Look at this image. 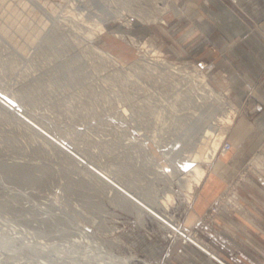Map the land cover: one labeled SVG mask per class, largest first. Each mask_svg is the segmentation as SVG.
Masks as SVG:
<instances>
[{
    "label": "rangeland",
    "instance_id": "rangeland-1",
    "mask_svg": "<svg viewBox=\"0 0 264 264\" xmlns=\"http://www.w3.org/2000/svg\"><path fill=\"white\" fill-rule=\"evenodd\" d=\"M206 4L209 0H0V93L18 108L0 101V237L7 229L12 239L18 235V243L27 238L33 245L0 254V264H76L72 254L58 251L72 247L79 260V251L92 248L132 256L131 264H173L185 246L204 249L171 234L163 220L101 178V168L209 249L212 234L228 230L220 216L241 211L258 220L251 192L264 176L263 149L228 171L232 175L221 192L192 225L185 221L207 178L198 181L190 173L183 179L188 187L174 181L185 162L183 149L197 151L209 118L218 131L201 165L226 177L225 165L214 162L230 160L235 150L225 131L241 108L226 85L228 72L220 71L208 52L226 57L197 17ZM228 5L245 14L237 0ZM144 42L175 65L204 71L219 98L196 102L200 77L148 61ZM125 106L134 121L129 113L121 115ZM226 141L232 146L225 151Z\"/></svg>",
    "mask_w": 264,
    "mask_h": 264
},
{
    "label": "crops",
    "instance_id": "crops-1",
    "mask_svg": "<svg viewBox=\"0 0 264 264\" xmlns=\"http://www.w3.org/2000/svg\"><path fill=\"white\" fill-rule=\"evenodd\" d=\"M229 1L225 2L229 4ZM237 1L245 14H237L224 0H209L197 15L226 54L225 59L219 51L208 50L216 59L215 66L228 72L226 85L231 87L233 101L241 112L225 131V138L235 142L231 159L218 158L214 162L225 165L228 176L219 175L217 168L214 173L209 172L207 180L214 175V184L211 189L205 188V184L198 189L194 208L185 221L188 225L194 224L210 207L223 183L232 175L228 174L230 169L242 164L255 150H264V0ZM251 194L257 196L258 220L241 211L220 216L228 230L217 229L209 240L210 249L219 258L204 249L185 246L182 256L176 263L172 261L173 264H264V176L257 177L256 190Z\"/></svg>",
    "mask_w": 264,
    "mask_h": 264
},
{
    "label": "bare ground",
    "instance_id": "bare-ground-1",
    "mask_svg": "<svg viewBox=\"0 0 264 264\" xmlns=\"http://www.w3.org/2000/svg\"><path fill=\"white\" fill-rule=\"evenodd\" d=\"M1 26V25H0ZM23 27V26H22ZM101 30H104V27L103 25L101 24L100 26ZM2 29L6 30V27L4 25H2ZM8 29V28H7ZM101 30L99 32H101ZM118 34V33H117ZM89 35H90V38H93L94 36V32L93 31H89ZM120 36H124L123 33H120L118 34ZM90 40V39H89ZM133 40V37L131 39V41ZM135 40V39H134ZM91 45H93L94 49H97L98 51H101V53L103 54H108L109 56L111 57H114L112 56L109 52L107 51L106 49L104 48H101L99 45H96L94 43H92ZM148 43L144 42L143 46L145 47V52L144 54L147 55V60L154 63V64H158V62L162 65V64H167L169 67H171L172 69L170 71L174 72V73H183V74H186V73H192L198 77H200V80H202L203 82V85H202V90L200 92L197 93V96L196 98H194V100L197 102H199L200 104L204 102V99L208 96H215L216 98H219V93H217V91L214 89V87L211 85V83L208 81L207 79V76L206 74L204 73V71L200 70V69H195V70H191V69H188V65H184V64H181V65H175L174 62H172L171 60H169L168 58L164 57L163 56V51L158 48L157 46H151V47H148ZM115 58V57H114ZM117 59V58H115ZM164 64V66H165ZM197 66V65H196ZM168 67V68H169ZM179 75V74H178ZM191 76V75H190ZM195 82V81H194ZM200 89V88H199ZM203 92L205 94H207V96H205V94H203ZM196 94V93H195ZM212 99V98H211ZM225 99V98H224ZM13 98H10L8 97L7 95H3V93L1 94L0 93V101L4 102V104H6L7 107H9L10 109H18L16 107V105L12 102ZM225 101V100H224ZM221 103V102H219ZM199 104V105H200ZM204 104V103H203ZM223 104V103H221ZM205 105V104H204ZM216 105V104H215ZM124 106V105H122ZM124 110L121 112V115H126L125 113H129L128 114V117L130 118L129 120H135L134 116H132L131 112H130V108L125 106L123 107ZM205 108V107H204ZM198 109V108H197ZM202 109V108H201ZM20 111V110H19ZM206 111V110H205ZM226 111V110H225ZM21 113L23 114H26L22 111H20ZM230 112V111H229ZM196 113V112H195ZM205 113V112H204ZM217 113V112H216ZM215 116V115H214ZM226 116V115H224ZM223 115H221V117L223 118L224 117ZM228 116V115H227ZM199 117V116H198ZM202 117V116H201ZM229 118H227L229 121L231 120L230 118V115L228 116ZM30 119V118H29ZM224 119V118H223ZM222 119V120H223ZM209 123L206 127H203V130L205 129L203 135L201 136L202 137V140L200 141V143H197L194 147H196V150L197 151H193L194 153H189V152H186L187 149H183V152L184 153V158H185V162L183 163V167L180 168V171H181V175L180 176H177L174 181H177V182H180L182 183L183 185H185L183 182V179H187L188 177V174L190 173H194L195 176H196V179L198 181H204L208 176H210L209 174V171L207 170L206 167H204L203 165H201V162L203 160H206V155L208 153V150L209 148L213 145L214 141H215V136H216V133L218 131V123L217 121H211V119L209 118ZM215 120V119H213ZM218 120V119H217ZM35 122V121H34ZM205 124V123H204ZM47 130V129H46ZM59 142V141H57ZM65 142V141H64ZM187 145V144H186ZM62 146L66 147L67 149H71L74 153V150H76L75 148H73L69 143H62ZM175 148V147H174ZM195 149V148H194ZM193 149V150H194ZM69 150V151H71ZM165 151V150H164ZM169 153L166 152V156L171 158L170 155L173 154V151L172 149L169 148ZM72 153V152H71ZM77 153V150L75 152V154ZM79 155V154H78ZM179 155V154H178ZM177 156V155H176ZM181 156H183V154H181ZM79 157V156H78ZM177 158V157H176ZM80 161H86L87 159H85V157L83 155H80V157L78 158ZM175 160V159H174ZM173 160V161H174ZM175 162V161H174ZM159 167V166H158ZM162 167V166H161ZM99 168V167H98ZM177 168V167H176ZM97 170V169H96ZM160 173H162L161 170H159ZM99 175H101V178H103L104 180H106L107 182H109L111 184L112 187H116L118 188V191H124L123 192V195L125 197H127L131 202L133 203H136L139 208H143L147 214L149 215H152L153 217H157L158 219L160 218L161 220H163V223L164 225L167 227L168 231L171 232V234L175 235V234H178V235H181L183 236L184 238L186 239H190L194 242H196L200 247L204 248V250H206L207 252H209L210 254L218 257L211 249H209L207 246L204 245L203 242H201L200 239H198L197 237L193 236L192 234L189 233L188 229H185L184 227H181L177 222H175V220L168 216L163 214L162 212H160L155 206H154V203H150L148 200L144 199L141 195L138 194V192H135L133 191L132 189H130L129 187H127L126 185H124L123 183L119 182L115 176L113 174H111L107 169H103L101 168L100 170H98V173ZM163 174H164V171H163ZM167 175H169L170 173H166ZM212 175V174H211ZM184 177V178H182ZM212 179H209L207 180L206 179V182H205V188H208V189H211L213 184H214V175L211 176ZM186 187H188L187 185H185ZM192 189H189V191H192ZM128 191V192H127ZM188 191V190H187ZM167 194V198L164 199V205L166 207H169V200H171L172 198V194L169 192V193H166ZM156 202V201H155ZM156 203H159V202H156ZM165 208V207H164ZM7 220V219H6ZM17 228V227H16ZM14 230H17V229H14ZM18 230H20L18 228ZM16 233H20V234H24L22 232H19V231H15ZM13 233V232H12ZM4 235H1L0 237V254H4L6 255V253H8V250L10 249H13V248H16V249H19L21 251H23V249L26 247V250L27 248L30 249L32 248L33 249V245H32V241H29V244L27 243L28 240H22V244L21 243H18L20 242L16 236L13 235V237L15 239H12L11 235L9 234V230L6 229V231H4ZM14 234V233H13ZM20 237V236H19ZM24 238V237H23ZM30 246V248L28 247ZM48 246V244L46 245ZM2 247V249H1ZM50 248V247H49ZM48 248V249H49ZM24 250V251H26ZM98 250V249H97ZM28 251V250H27ZM58 251H61L63 254H66V255H69L74 257L75 261H76V264H131V260H132V256H129V255H123V254H117V253H114V252H111L110 250H104V251H94V249H89L87 251H79V254H80V258L81 260L77 259V252L78 251H75L74 248H68V249H64V248H58ZM35 253H46V252H39V251H36ZM49 253L50 254H53L54 251L53 249H49ZM28 256V255H27ZM33 256V255H32ZM35 256V254H34ZM40 256V255H39ZM42 256V255H41ZM44 256V254H43ZM32 257H30L31 259ZM219 258V257H218ZM3 261V259H0ZM74 261V260H73ZM82 261V262H81ZM31 262V261H29ZM48 264H53L51 261H48L47 262ZM62 264H71V261L68 262V261H63L61 262ZM2 264V263H1ZM143 264H156V263H151V262H145Z\"/></svg>",
    "mask_w": 264,
    "mask_h": 264
},
{
    "label": "built area",
    "instance_id": "built-area-1",
    "mask_svg": "<svg viewBox=\"0 0 264 264\" xmlns=\"http://www.w3.org/2000/svg\"><path fill=\"white\" fill-rule=\"evenodd\" d=\"M231 146H232L231 142H230V141H226V142L224 143V145H223V149H224L225 151H226V150H229V149L231 148ZM218 210H219L218 206L215 205V206L213 207V211H214V212H217ZM183 239H185V238H183Z\"/></svg>",
    "mask_w": 264,
    "mask_h": 264
},
{
    "label": "water",
    "instance_id": "water-1",
    "mask_svg": "<svg viewBox=\"0 0 264 264\" xmlns=\"http://www.w3.org/2000/svg\"><path fill=\"white\" fill-rule=\"evenodd\" d=\"M12 102L15 103L14 100H12Z\"/></svg>",
    "mask_w": 264,
    "mask_h": 264
}]
</instances>
